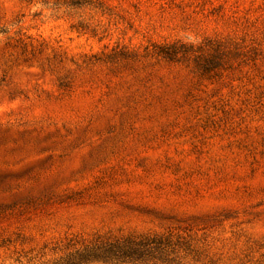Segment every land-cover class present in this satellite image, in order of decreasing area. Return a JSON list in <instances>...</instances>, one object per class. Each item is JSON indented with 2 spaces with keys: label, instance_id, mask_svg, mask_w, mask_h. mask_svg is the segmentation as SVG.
<instances>
[{
  "label": "rangeland",
  "instance_id": "1",
  "mask_svg": "<svg viewBox=\"0 0 264 264\" xmlns=\"http://www.w3.org/2000/svg\"><path fill=\"white\" fill-rule=\"evenodd\" d=\"M150 238L264 264V0H0V264Z\"/></svg>",
  "mask_w": 264,
  "mask_h": 264
},
{
  "label": "trees",
  "instance_id": "2",
  "mask_svg": "<svg viewBox=\"0 0 264 264\" xmlns=\"http://www.w3.org/2000/svg\"><path fill=\"white\" fill-rule=\"evenodd\" d=\"M160 243V240L155 238L92 243L51 264H88L95 261L112 262L140 259L158 249Z\"/></svg>",
  "mask_w": 264,
  "mask_h": 264
}]
</instances>
